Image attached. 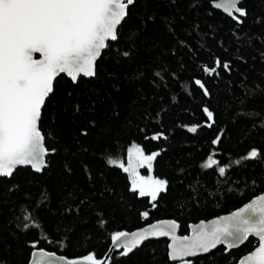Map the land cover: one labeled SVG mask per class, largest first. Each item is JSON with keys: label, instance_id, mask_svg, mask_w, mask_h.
Listing matches in <instances>:
<instances>
[{"label": "trees", "instance_id": "16d2710c", "mask_svg": "<svg viewBox=\"0 0 264 264\" xmlns=\"http://www.w3.org/2000/svg\"><path fill=\"white\" fill-rule=\"evenodd\" d=\"M214 1L137 0L95 77L75 84L57 78L40 124L46 148L55 149L48 166L0 179V264H27L34 242L67 259L100 260L116 232L175 220L185 236L191 224L264 193V157L244 159L252 149L264 154V0H243L241 24L214 10ZM217 59L229 68L206 74ZM133 144L159 153L151 174L167 187L155 202L133 193L129 174L108 163L127 166ZM209 155L219 164L204 168ZM25 214L39 227L23 228ZM256 246L250 238L229 253L220 247L191 261L237 264ZM167 252L166 239L152 240L128 256L113 252L108 264H171Z\"/></svg>", "mask_w": 264, "mask_h": 264}, {"label": "snow or ice", "instance_id": "6c2138e0", "mask_svg": "<svg viewBox=\"0 0 264 264\" xmlns=\"http://www.w3.org/2000/svg\"><path fill=\"white\" fill-rule=\"evenodd\" d=\"M240 2L220 0L214 7L223 9L241 24V17H246L247 12L238 6ZM135 3L136 0H0V177H12L20 166H30L36 172L48 166L45 158L55 149L46 148L40 124L46 100L54 94V81L61 74H66L73 83L82 77H95L97 60L110 42L118 40V30ZM221 66L229 68L227 63L222 64L217 59L214 67L206 66L203 71L211 75ZM195 84L208 95L200 80H195ZM204 112L211 121L213 113L207 108ZM189 131L195 133L197 128ZM159 138V135L152 137ZM212 143H219V138ZM158 155V152L146 155L141 147L133 144L128 149L127 166L112 158L108 163L129 174L133 193L155 202L167 187L166 180L151 174ZM262 157L264 154L252 149L244 159ZM218 164L213 155H209L202 167L212 168ZM144 167L148 169L147 176L139 172ZM218 171L223 176L226 169L219 167ZM152 206L155 207V203ZM148 215L147 211L142 213L144 218ZM23 221L25 229L39 227L27 214ZM179 228L175 220L160 221L131 234L116 232L111 241L123 249L121 255L127 256L149 238L168 237L171 241L167 252L169 260L175 264H192L188 258L210 253L218 245L231 250L255 237L257 246L239 264H264V195L231 215L213 220L211 225L201 222L193 227L191 236L177 235ZM37 244H32L30 264H56L57 261L103 264L91 254L82 259H66L38 249Z\"/></svg>", "mask_w": 264, "mask_h": 264}, {"label": "water", "instance_id": "95a60500", "mask_svg": "<svg viewBox=\"0 0 264 264\" xmlns=\"http://www.w3.org/2000/svg\"><path fill=\"white\" fill-rule=\"evenodd\" d=\"M137 1V0H136ZM220 2V0H217V1H214V2H212L211 3V7L214 9V10H217V11H219V12H221L223 15H225V16H227V17H229L228 15H227V13H225L224 11H223V9H217V8H215L214 7V4L215 3H219ZM242 2H243V0H241V2H240V4L238 5L239 7H240V5L242 4ZM131 7V6H130ZM229 18H231V17H229ZM241 18H243V17H241ZM232 19V18H231ZM233 20V19H232ZM235 21V20H234ZM112 42H115V41H112ZM105 50V49H104ZM103 50V51H104ZM102 51V52H103ZM37 58H38V54H37ZM98 61V60H97ZM61 75H63V76H65V77H67L66 76V74H61ZM68 79H70L69 77H67ZM84 78H86V77H84ZM92 78V77H91ZM55 82V81H54ZM75 84V83H74ZM202 92H203V94H204V89H201L200 87H199V85H196ZM206 97H208V95H205ZM153 140H156V139H153ZM48 156V155H47ZM46 156V157H47ZM46 159V158H45ZM128 160H129V158L127 159V163L126 164H128ZM20 168H29V169H31V171L32 172H34V173H41V172H36V171H34L30 166H20V167H18L16 170H18V169H20ZM1 178H11V177H0V179ZM261 195H264V193H262V194H260L259 196H261ZM258 197V196H257ZM256 198V197H255ZM255 198H253V199H255ZM252 199V200H253ZM252 200H250L248 203H250ZM248 203H246V204H248ZM245 204V205H246ZM244 206V205H243ZM242 206V207H243ZM241 207V208H242ZM240 209V208H239ZM239 209H237V210H235V211H238ZM234 212V211H233ZM232 213V212H231ZM231 213H229V214H226V215H223V216H228V215H231ZM220 217H222V216H219V217H216V218H214V219H211V220H208V221H201V222H203V223H205V224H208V225H211V222L213 221V220H216V219H218V218H220ZM160 221H166V220H159V221H156V222H153V223H151V224H149V225H146L145 227H143V228H141V229H138V230H135V231H132V232H136V231H140V230H142V229H144V228H146V227H149L150 225H152V224H156V223H159ZM201 222H199V223H197V224H191L190 226H189V232H188V234H187V236H191L193 233H192V229H193V227L194 226H196V225H199ZM132 232H128L129 234H131ZM177 235H179V229H178V231H177ZM179 236H181V235H179ZM250 238H252V239H254V240H256L257 241V238H255V237H250ZM249 238V239H250ZM161 239H166L167 241H168V245L171 243V241H170V239L168 238V237H158V238H149L148 240H145V241H143L137 248H140L145 242H148V241H152V240H161ZM247 242V241H246ZM245 242V243H246ZM245 243H243V244H241L239 247H237V248H233V249H231V250H229V249H227L226 248V246H224V245H218L217 246V248L216 249H218V248H220V247H223L224 249H225V252L226 253H229V252H231V251H233V250H236V249H238V248H240L241 246H243ZM137 248H135V249H137ZM134 249V250H135ZM216 249H213L211 252H213V251H215ZM255 249V248H254ZM253 249V250H254ZM133 250V251H134ZM252 250V251H253ZM123 252V249L122 248H120V247H118L117 245H114L113 243H112V241H111V244H110V247H109V250H108V252L105 254V256L102 258V259H100L102 262H103V264H108V261H109V259H110V256L113 254V252ZM132 251V252H133ZM168 251H169V249H168ZM132 252H130L128 255H130ZM210 252V253H211ZM210 253H207V254H201V255H199V256H197V257H190V258H188V259H190V260H193V259H196V258H198V257H202V256H206V255H208V254H210ZM249 254V253H248ZM57 255V254H56ZM88 255H90V254H88ZM91 255H93V254H91ZM127 255V256H128ZM247 255V254H246ZM246 255H244L242 258H240V260L241 259H243ZM84 257V256H83ZM83 257H80V258H75V259H82ZM67 259V258H66ZM239 260V261H240ZM30 261H31V256H30V259H29V261H28V263L27 264H30ZM170 261V260H169ZM239 261H238V263L237 264H239ZM170 263L171 264H175V262H172V261H170ZM56 264H63V262L62 261H57L56 262Z\"/></svg>", "mask_w": 264, "mask_h": 264}, {"label": "rangeland", "instance_id": "374dc122", "mask_svg": "<svg viewBox=\"0 0 264 264\" xmlns=\"http://www.w3.org/2000/svg\"><path fill=\"white\" fill-rule=\"evenodd\" d=\"M142 170H143V171H142ZM139 172H140L141 175H144V176L149 175L148 169H147L146 167H144V168H140V169H139Z\"/></svg>", "mask_w": 264, "mask_h": 264}]
</instances>
